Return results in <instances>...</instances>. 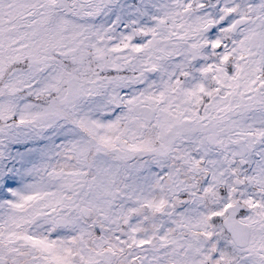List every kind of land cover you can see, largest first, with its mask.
<instances>
[{"label": "snow or ice", "instance_id": "6c2138e0", "mask_svg": "<svg viewBox=\"0 0 264 264\" xmlns=\"http://www.w3.org/2000/svg\"><path fill=\"white\" fill-rule=\"evenodd\" d=\"M0 264H264V0H0Z\"/></svg>", "mask_w": 264, "mask_h": 264}]
</instances>
